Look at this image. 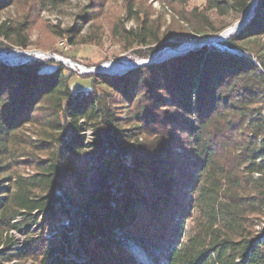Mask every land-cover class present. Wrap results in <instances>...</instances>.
Here are the masks:
<instances>
[{
	"label": "trees",
	"instance_id": "trees-1",
	"mask_svg": "<svg viewBox=\"0 0 264 264\" xmlns=\"http://www.w3.org/2000/svg\"><path fill=\"white\" fill-rule=\"evenodd\" d=\"M251 1L205 0L187 11V0H167L178 6L186 38L198 39L222 33ZM126 12L136 26L121 39L148 46L140 58L167 46L158 19L130 6ZM25 36V27L0 22V38L11 47L26 50ZM261 38L264 0H257L249 22L221 44L254 49ZM241 56L204 46L123 76L98 75L101 95L72 90L62 63H0V260L140 264L112 237L119 229L144 241L154 264H264V56ZM50 64L56 67L44 70ZM80 122L93 128L92 142ZM25 126L34 140L23 135ZM91 148L107 168L104 190L68 196L71 213L57 193L63 165ZM86 163L76 174L92 170ZM17 164L33 166V174H18ZM59 211L69 223L45 244L8 250L9 231L52 221Z\"/></svg>",
	"mask_w": 264,
	"mask_h": 264
},
{
	"label": "rangeland",
	"instance_id": "rangeland-1",
	"mask_svg": "<svg viewBox=\"0 0 264 264\" xmlns=\"http://www.w3.org/2000/svg\"><path fill=\"white\" fill-rule=\"evenodd\" d=\"M204 3L205 0H187L184 8L190 11L193 7H202ZM129 6L133 9V13L137 12L142 17H148L150 21L158 19L162 24L161 31L168 36L164 42L167 46L163 50L177 48L184 43L197 44L211 39L186 38L187 28L178 22L177 15H175V10L173 9V7L178 9V6L172 7L168 4L167 0H67L65 4L58 5L57 7H53L48 0H6V5L0 7V22L7 20L14 26L20 28L25 27V40L28 46L26 50H21L17 47H11V43L0 38V53L4 52L8 54L9 51L14 50L26 52L38 51L42 52L40 54H44V56L46 54H49L50 57L52 54L61 55V57L69 58L74 63H81L93 68H97L103 64H113V62L130 64L131 62L138 63L139 61L148 60L154 53L146 58H140L141 55H147L149 53L148 46H132L130 42H125L121 39L124 31L126 32L128 29H133L136 26L134 21L129 20L126 12ZM241 14L233 15L228 21V27L237 21ZM178 28L181 30V39L175 37V35L179 34L180 30L178 31ZM69 37L73 39L72 46L67 41ZM61 40L67 41V49H60L58 47ZM247 46V49H227L223 44H220L218 50L227 51L231 54L235 53L231 52L232 50H237L239 53H235L236 55L244 54L241 57L249 59V61L255 60L259 62L264 56V38L258 41V46L254 49L253 44H248ZM205 47L209 48L211 46L208 45ZM32 61H28V63ZM47 61L41 62L45 64ZM53 62L56 63V61ZM4 64L8 66L15 65H10L9 63ZM55 67V64H50L44 70L51 71ZM64 67L68 70L65 74H71L73 76L69 83L72 90L75 91L80 88L87 91V89H90V91L93 90V92L100 95L101 92L105 91L106 86L101 83V79L97 80L95 78L96 76L107 75L117 77L123 76L126 73L128 74L132 70H127L121 75L92 72L90 74L91 78L85 79V76H78L74 72L72 73L66 66ZM93 79L97 80V82L92 87L90 82ZM81 125H83V130L88 129L86 138H90L92 142L94 135L93 128L84 123ZM32 128V126H25L22 133L27 138L29 137L34 140L30 132ZM94 153L93 148L91 150H83L81 157L68 158V162L63 165V168H66L64 172H61L60 177V187L62 190L57 191V193L61 195L63 202L71 213H75V206L68 200V196L76 197L77 191L90 192L104 190L102 175L100 173L106 172L107 168L104 166L105 164L98 165L97 156ZM17 160H23V158ZM84 160L88 163L85 164L87 165L86 167L90 166L92 170H87L83 174L78 175L75 171H77L79 163ZM15 171L18 174L26 176L33 174L34 168L33 166H26L25 164H17ZM4 185L8 184L6 183ZM77 221H74V226L78 223ZM68 223V218L59 211L52 221H46L45 218L41 221V218H39L29 229L21 226L19 229L11 230L7 234V237L12 242L8 246V250L15 252L21 247L23 248L32 244L36 245L43 242V240L50 239L54 237L56 231L63 230L64 226ZM112 237L130 253H133V248H138L139 252L142 253V257L138 259L134 256V253L133 256L140 264H154L147 255L145 249L146 243L144 241L142 242L137 237H133L128 233H123L119 229L113 230ZM43 243L45 244V242ZM150 252L154 257L159 259L156 251L150 250ZM8 255H4L3 259L0 260V264L31 263V261L25 262L21 259H9V261L7 258Z\"/></svg>",
	"mask_w": 264,
	"mask_h": 264
},
{
	"label": "bare ground",
	"instance_id": "bare-ground-1",
	"mask_svg": "<svg viewBox=\"0 0 264 264\" xmlns=\"http://www.w3.org/2000/svg\"><path fill=\"white\" fill-rule=\"evenodd\" d=\"M252 11H254V8H253V5L252 3L249 5V7L241 14L240 18L235 21L232 25H230L227 29H225L220 35H218V37H220L221 39L224 38H229L231 35H234L235 34V31L236 29L238 28V26L244 21L246 20L247 18H249L252 14ZM64 42V45L67 46V41L66 40H61L59 42V45L60 44H63ZM192 44H188V43H184L183 45H181L179 48H175V51L176 49H178L179 51H181V49H186V48H189L191 47ZM37 55L38 57L40 58H49L50 55L49 54H46L44 56V54H40L42 52H38L37 51ZM236 53V52H235ZM26 53H23V54H20V53H16L14 52L13 54H11L10 56H6V54L3 52L2 54H0V58H8L10 61H13V62H16V63H20L21 61H23L26 57H25ZM163 56V54H156L154 57L156 59H159ZM255 61V60H253ZM6 63V62H4ZM3 63V64H4ZM11 65V64H10ZM14 65V64H13ZM129 63L127 64H119V63H114L113 64H107V65H104L103 67H101V71L102 73H105V74H108V75H121L123 73H125L128 68H129ZM88 135V134H87ZM86 141L87 142H90V138H86ZM133 253L134 255L139 259L142 257V253L139 252V249L138 248H133Z\"/></svg>",
	"mask_w": 264,
	"mask_h": 264
},
{
	"label": "water",
	"instance_id": "water-1",
	"mask_svg": "<svg viewBox=\"0 0 264 264\" xmlns=\"http://www.w3.org/2000/svg\"><path fill=\"white\" fill-rule=\"evenodd\" d=\"M256 4H257V0H253L252 1L253 8L256 6ZM253 12L254 11H252V14H251V16L249 18H247L246 20H244L238 26V28L236 29L235 33H237L238 31H240L249 22V20L253 17ZM226 39H228V38H226ZM226 39H224V38L221 39L217 35V36L211 38L210 40H205V41H202V42L197 43V44L192 43L191 47L186 48V49H183V50L181 49V51H179L178 49H176V51H175V48H173V49H167V50H163L162 49L160 51H157V53H154L148 60L140 61V63L131 62L130 65H129L128 70L133 69V68L140 67L141 65L145 66V65H149V64L158 63V62H161V61H164V60H168V59L173 58V57H176V56H182V55H184V54H186V53H188L190 51H195L197 49H200V48H202L204 46H208V45H210L211 47H214V48H217L218 49V48H220V44L222 42H224ZM188 44H190V43H188ZM181 45H183V44H181ZM179 47H177V48H179ZM224 49H226V48H224ZM0 54H2V53H0ZM156 54H163V56L161 58H159V59H156L154 57ZM6 56H10V54H6ZM25 57L26 58L23 61H21L20 63L19 62L16 63V62L10 61L6 57H5V59L4 58H2V59L0 58V63L6 62V63H9V64H16L14 66L22 65V64L28 63V61L26 60L27 59V56H25ZM59 61H62V59L59 58ZM96 70H97V72L101 71L100 67H97ZM131 254L133 255L132 252H131Z\"/></svg>",
	"mask_w": 264,
	"mask_h": 264
},
{
	"label": "built area",
	"instance_id": "built-area-1",
	"mask_svg": "<svg viewBox=\"0 0 264 264\" xmlns=\"http://www.w3.org/2000/svg\"><path fill=\"white\" fill-rule=\"evenodd\" d=\"M60 49H67L68 47H66L64 45V42L63 44H60L58 46ZM14 52L16 53H20V54H23V53H26L25 56H27V61H31V60H35V61H44L45 60H53V61H56L58 63H62L64 66H66L69 70L72 71V73L74 72L75 74H77L78 76H82V75H88L92 72H97L96 68H93V67H87L86 65H83L81 63H74L72 60H70L69 58H65V57H61L59 55H55V54H52L51 57L49 58H40L38 57L37 55V52L36 51H32V52H26V51H9L8 54H13ZM231 52H236V53H239L237 50H233ZM241 54V53H240ZM244 56V54H241ZM59 58L62 59V61H59ZM140 63V61L138 62ZM16 65V64H15ZM103 65H106V64H103ZM101 65V66H103ZM99 66V67H101ZM99 72H102V71H99ZM86 133H87V130L84 129V139L86 140Z\"/></svg>",
	"mask_w": 264,
	"mask_h": 264
}]
</instances>
